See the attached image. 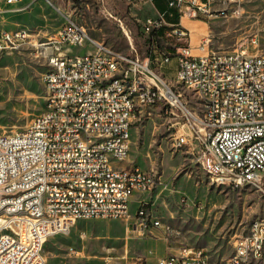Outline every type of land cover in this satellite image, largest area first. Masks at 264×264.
Wrapping results in <instances>:
<instances>
[{"label":"built area","instance_id":"obj_1","mask_svg":"<svg viewBox=\"0 0 264 264\" xmlns=\"http://www.w3.org/2000/svg\"><path fill=\"white\" fill-rule=\"evenodd\" d=\"M22 1L7 3L23 8ZM166 1L180 17L192 19L234 17L243 9L242 0ZM166 15L145 22L148 32L168 40L163 59L156 63L177 60L172 81L197 93L199 109L184 103L149 59L105 46L70 18L43 39L26 28L0 30V53L32 46L52 68V75L42 74L49 78L45 109L26 128L0 134V264H46L45 242L81 219L133 217L138 219L135 229L153 225L181 235L180 228L155 217L147 198H139L131 212L132 197L151 194L161 178L158 170L129 159L132 128L147 108L160 103L182 113L175 146L195 153L214 181L234 187L250 184L264 194L260 39L254 35L231 51L212 50L210 39H203L197 54L191 31L181 22L169 23ZM85 44L93 50L67 51ZM100 146L109 147V156L100 155ZM116 154H123L124 164H116ZM244 250H252V257H244ZM105 259L111 262L113 256ZM158 262L213 264L208 252L188 244ZM223 264H264V214L236 237Z\"/></svg>","mask_w":264,"mask_h":264},{"label":"rangeland","instance_id":"obj_2","mask_svg":"<svg viewBox=\"0 0 264 264\" xmlns=\"http://www.w3.org/2000/svg\"><path fill=\"white\" fill-rule=\"evenodd\" d=\"M21 6L0 0V30L26 28L43 39L70 18L85 25L91 37L105 46L149 59L184 103L200 108L194 90L172 81L177 60L156 63L169 44L145 27L147 17L158 16L150 0H23ZM242 7L239 16L199 18L204 20L203 33L212 50H234L256 35L260 39L256 51L264 52V0H242ZM174 12L169 10L167 18ZM91 50V44L67 49L74 54ZM46 70V56L32 46L0 53V134L26 128L45 109L47 90L42 74ZM182 120V113L168 105L147 108V115L132 128L129 157L144 169L158 170V186L141 197L151 201L156 218L180 228V238L169 239L162 227L153 225L134 230L136 218L81 219L45 242L46 264H159L160 257L182 243L203 248L213 264H223L232 255L236 237L264 214V194L250 184L217 183L195 153L186 146H175L174 135ZM133 204L132 214L137 202ZM106 256H113L111 262Z\"/></svg>","mask_w":264,"mask_h":264},{"label":"crops","instance_id":"obj_3","mask_svg":"<svg viewBox=\"0 0 264 264\" xmlns=\"http://www.w3.org/2000/svg\"><path fill=\"white\" fill-rule=\"evenodd\" d=\"M152 5H153V14L154 15H158L160 13H163L166 11V7H168V3L166 0H150ZM23 3V1H22ZM22 3L20 4V6L22 5ZM175 15V16H174ZM172 18V19H169ZM177 18V19H173V18ZM166 18H167V15H166ZM167 21L169 23H178V22H181L183 25H185L190 31H191V44L192 46L194 47V52L195 53H201V50L199 48V45L200 43L202 42L203 39H205V35L203 33V30H204V26H202L201 22H204V20L202 19H192V18H189L188 16H183V17H180V14L178 13L177 10H175L174 13L170 14V16H168V19ZM199 30V31H197ZM55 31V30H54ZM193 31H196L195 33H193ZM52 32V31H51ZM50 33V32H48ZM47 33V34H48ZM45 34V35H47ZM153 60H155V58H153ZM139 198H141V194H136L132 197V201H131V210H132V206L134 205L133 203L136 201L137 202V206H138V200ZM135 206V205H134ZM136 206V208H137ZM133 218V217H132ZM169 226V225H168ZM171 227V226H170ZM163 228V227H162ZM177 228V227H175ZM134 230H135V222H134ZM164 230V228H163ZM165 231V230H164ZM168 238L171 239V238H180V236H174V235H171V234H168ZM167 238V239H168ZM184 243L180 244L179 246L175 247V248H172L169 252H167L164 256L168 255L169 253H172V252H175L178 250V248L183 245Z\"/></svg>","mask_w":264,"mask_h":264},{"label":"bare ground","instance_id":"obj_4","mask_svg":"<svg viewBox=\"0 0 264 264\" xmlns=\"http://www.w3.org/2000/svg\"><path fill=\"white\" fill-rule=\"evenodd\" d=\"M52 75V68H48V70H46L43 73V76H50ZM42 81L44 83V85H49V78H42ZM163 82H166L165 80H163ZM100 155L101 156H109V147L108 146H100ZM116 164H124V156L123 154H116ZM170 227V226H168ZM196 248L197 251H202L205 252V250L203 248H198V247H194ZM244 257H252V250H244Z\"/></svg>","mask_w":264,"mask_h":264},{"label":"trees","instance_id":"obj_5","mask_svg":"<svg viewBox=\"0 0 264 264\" xmlns=\"http://www.w3.org/2000/svg\"><path fill=\"white\" fill-rule=\"evenodd\" d=\"M169 10H171V9L167 7L165 13H168ZM174 16H175V15H174ZM167 19H168V18H167ZM169 19H172V18L169 17ZM173 19H177V18L175 17V18H173ZM154 34H155V32H153V35H154Z\"/></svg>","mask_w":264,"mask_h":264}]
</instances>
